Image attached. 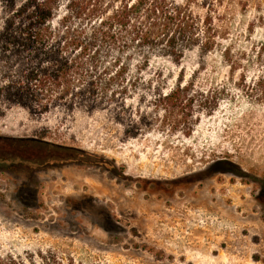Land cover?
Here are the masks:
<instances>
[{
    "label": "rangeland",
    "instance_id": "1",
    "mask_svg": "<svg viewBox=\"0 0 264 264\" xmlns=\"http://www.w3.org/2000/svg\"><path fill=\"white\" fill-rule=\"evenodd\" d=\"M176 1L215 43L196 118L130 83L92 111L0 105V259L264 264V0Z\"/></svg>",
    "mask_w": 264,
    "mask_h": 264
},
{
    "label": "trees",
    "instance_id": "2",
    "mask_svg": "<svg viewBox=\"0 0 264 264\" xmlns=\"http://www.w3.org/2000/svg\"><path fill=\"white\" fill-rule=\"evenodd\" d=\"M214 45L176 0H0V105L92 111L130 83L157 89L156 99L194 119L190 85ZM189 62L198 69L187 79ZM168 85L171 93H161Z\"/></svg>",
    "mask_w": 264,
    "mask_h": 264
}]
</instances>
